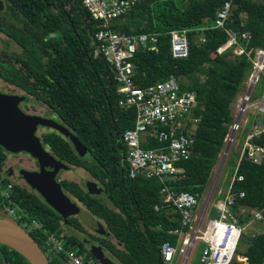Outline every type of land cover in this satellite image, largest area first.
I'll list each match as a JSON object with an SVG mask.
<instances>
[{
	"label": "trees",
	"instance_id": "obj_1",
	"mask_svg": "<svg viewBox=\"0 0 264 264\" xmlns=\"http://www.w3.org/2000/svg\"><path fill=\"white\" fill-rule=\"evenodd\" d=\"M2 1L4 9L0 15L7 18L0 19V34L6 41L14 42L21 52L0 54V79L30 95L27 98L25 94L26 99L44 107L48 120L66 127L85 147L87 153L80 157L58 131L44 128L46 131L37 135L45 150L67 170H82L99 183L98 196L85 191V181L63 180L59 184L72 201L76 200L97 222L104 224L108 237L89 234L73 216L64 223L35 192L12 184L9 208L21 216L18 224H27L29 235L49 264L65 262L63 255L48 253L42 230L63 236L66 248L78 250L81 256L86 254L85 262L92 259L84 244V239H90L115 264H164L160 247L164 242H175L176 237L169 232L179 227V216L174 207L160 199L159 183L128 177L127 149L122 135L133 127L135 110L119 107L120 96L111 68L100 55H95L93 38L98 23L79 0ZM222 5V0H140L111 27L125 34L193 31L188 34L190 49L186 59L171 58L166 37L160 38L158 51L137 50L133 59L136 65L133 81L138 87L144 89L174 77L182 91L195 93L193 114L198 123L194 127L193 154L187 161L176 164L183 173L172 176L166 183L177 193L201 195L232 122L231 104L251 70L246 57L234 59L222 49L227 40L224 30L205 31V42L196 44L198 34L194 30L202 27L205 20L212 23ZM225 29L249 32L252 40L247 50H264V3L234 0ZM262 94L264 89L260 86L254 97L260 98ZM250 128L249 124L245 135ZM251 143L264 148V134L253 138ZM157 146L156 141L149 139L145 148ZM231 153L236 167L239 152ZM7 154L0 147V172ZM236 169V176H242L243 180L232 181V170L225 189L230 186L233 193L242 192L244 196L235 201L231 212L239 211L238 207L263 209L264 155L259 164L242 159ZM0 183L5 187L11 182L0 173ZM238 220L246 225L241 216ZM247 220L249 215L245 216ZM32 222L39 229H34ZM242 237L240 244L246 246L237 251V256L246 262L235 260L232 264H264V233ZM0 264L29 263L0 245Z\"/></svg>",
	"mask_w": 264,
	"mask_h": 264
},
{
	"label": "built area",
	"instance_id": "obj_2",
	"mask_svg": "<svg viewBox=\"0 0 264 264\" xmlns=\"http://www.w3.org/2000/svg\"><path fill=\"white\" fill-rule=\"evenodd\" d=\"M79 1L91 19L99 25L93 38L95 55H100L111 68L117 94L120 96L119 107L135 110L133 127L125 130L122 135L127 149L128 177L159 183L160 199L174 207L179 216V227L169 232L176 237V241L164 242L160 247L164 264H189L191 255L199 249V245H202L200 264H232L234 260L245 263V258L236 255L245 230L238 219L240 216L249 215L252 222L264 225V208L252 210L238 207L239 211L231 212L235 201L244 194L233 193L230 186L221 193L218 191V181L234 150L239 152V157L236 167L233 166L232 169V181L235 178L238 181L243 180L242 176H236L240 160L246 159L259 164L263 159L264 148L252 144L251 141L264 134V96L262 94L260 98L254 97L258 84H264V50H247L252 40L249 32L225 29L234 0H222L223 5L213 22L205 20L202 27L194 30V33L198 34V45L205 42V31L224 30L227 40L222 49L229 51L234 59L244 56L251 63V70L243 82V94L236 101L232 122L227 127L228 132L219 153L220 161L216 174L202 202L199 200L201 195L177 193L166 184L172 176L183 173L182 169L176 168V164L187 161L193 154L194 127L198 123V118L193 114L196 107L195 93L182 91L174 77L158 81L144 89L133 81L136 70L133 59L137 50L156 52L160 38L166 37L171 58L186 59L190 49L188 34L193 31L180 29L140 34L120 33L112 29V25L140 0ZM240 26L243 27L244 24L241 23ZM249 124L250 131L245 135ZM149 139L156 141L158 146L145 148ZM11 188L10 183L6 189H0V198H8ZM216 191L219 198L211 206ZM210 206L218 213V219L207 218ZM4 211L13 216L12 209L4 207ZM20 218L21 216L17 217V220ZM32 226L39 229L35 222H32ZM42 234L45 236V246L49 254L63 255L65 264H89L84 261L78 250L65 247L63 236L49 235L44 230Z\"/></svg>",
	"mask_w": 264,
	"mask_h": 264
},
{
	"label": "water",
	"instance_id": "obj_3",
	"mask_svg": "<svg viewBox=\"0 0 264 264\" xmlns=\"http://www.w3.org/2000/svg\"><path fill=\"white\" fill-rule=\"evenodd\" d=\"M3 9L4 3L0 0V12ZM25 100L26 97L22 95L0 93V147L9 154L26 153L44 168L43 173L22 170L20 175L27 186L66 223L69 217H75L80 212V204L72 201L56 181L57 175L61 171H66L67 167L45 150L37 136V129L42 127L58 131L71 143L80 157L85 156L87 151L65 127L54 121L24 113L18 106ZM86 189L92 196L101 194V189L92 182L87 183ZM2 217L3 219H0V245L15 251L29 264H49L46 255L29 233L3 212ZM95 233L108 237L99 223L96 224ZM88 245L91 255L98 264H115L104 255L100 247L92 246L90 242Z\"/></svg>",
	"mask_w": 264,
	"mask_h": 264
},
{
	"label": "rangeland",
	"instance_id": "obj_4",
	"mask_svg": "<svg viewBox=\"0 0 264 264\" xmlns=\"http://www.w3.org/2000/svg\"><path fill=\"white\" fill-rule=\"evenodd\" d=\"M257 1L264 3V0H257ZM5 18H7L6 15L5 16H3V14L0 15V19H5ZM199 34H201V33H199ZM20 52H21V50L19 49V47L14 42H12L10 40H9V42L6 41L5 37L2 34H0V54L16 55V54H19ZM198 79H200V77H198ZM1 82L2 81H0V90H6L5 92H7V89L13 88L12 86H10V88H9L8 86H5L3 84V82L2 83ZM260 86H262L263 89H264V84L263 83H262V85H261V83H259L257 88L259 89ZM257 88H256V90H257ZM256 90H255V92H256ZM241 92H243L242 89H241ZM30 106H33L35 108L33 110V113H30V114L43 116L44 113L46 112V109L44 107H42L41 105H37L35 107L34 104H31ZM28 108L31 109L30 107H28ZM37 133H38V136H39L40 133L39 132H37ZM23 154L27 158H29L31 160H34L28 154H26V153H23ZM23 154L22 153H18V154H15V155H11V154L8 155L6 161L4 162V168L3 169L4 170L10 169V168L11 169H15V166L18 165L20 167L32 168L33 171H35V172H39V173H43L44 172V168H42L37 163V161L34 160L36 163L32 161L34 164H36V166H33L32 162L28 161V159ZM219 156H220V154L217 157V160H216V162H215V164L213 166V169L211 171L209 179H208L207 183L205 184V186L203 188V191L201 193V197L199 199L201 202L205 199V197H206V195H207V193H208V191H209V189L211 187V184L213 182V179H214V176L216 174L217 167H218V164H219V161H220ZM235 160L236 159H234V157H233V155L231 153V156L229 157L227 163L224 165L223 170H222V172L219 175V181H218L219 189H218V191L221 192V193L225 191V188H226L225 186H226V184H227V182H228V180H229V178L231 176L232 167L234 166L233 162H235ZM14 173L16 174V171H14ZM59 174H60L59 177L61 179H62V177H68L70 180H72V182H75V183H78V182L80 183L81 181L90 180V178L88 176H86L85 172L82 171V170L81 171L78 170L77 172H73V170H68V172L61 171ZM14 182H17L19 185L27 188V186L24 185V183L22 181H14ZM11 184H13V183L11 182ZM6 188H7V185H5V187L0 185V189L1 190H4ZM218 191H216L214 193V195H213V198H212V201H211V206L214 203V201H216L219 198L217 196V192ZM0 197H1V192H0ZM5 199H7V200L0 201V205H2V206H0L1 207L0 208V219H3V217H2V212H3V213L6 214L7 217L11 218L12 220H14L18 224V222H17V217H18L17 210H13V216L9 215L8 213H6L4 211V207L9 208V206H10L9 205V201L10 200H8L9 196H8V198H5ZM4 201H8V204H4ZM211 206H210V210L208 212L207 218H209V219H218L219 218L218 213ZM9 209H11V208H9ZM235 212H237V211H234V213ZM75 218L79 221V223L82 225L84 230H86L88 233L92 234L91 232H93L94 231L93 229L96 228L97 220L83 206L80 207V212L77 215H75ZM242 220L244 222H246L245 230H244L243 235H242L243 236L242 239H244L245 237H252V236H256L258 234H263L264 233V225L256 224V223L252 222L251 220L245 221V217H242ZM18 225L21 228H23L24 230L26 229L25 231L28 233V228H27V224L26 223H23V222L20 223L19 222ZM245 246H244V244L241 243L238 246L237 251H239V250L241 251V249L242 250L245 249ZM83 256L84 255H82V257ZM199 260H200V252H194L191 255L189 264H200Z\"/></svg>",
	"mask_w": 264,
	"mask_h": 264
},
{
	"label": "flooded vegetation",
	"instance_id": "obj_5",
	"mask_svg": "<svg viewBox=\"0 0 264 264\" xmlns=\"http://www.w3.org/2000/svg\"><path fill=\"white\" fill-rule=\"evenodd\" d=\"M0 81H2L3 82V84L5 85V86H8L9 88H10V86H12L13 88H10V89H7V92H5L6 90H0V93H5V94H9V95H22V96H25V94H24V92L23 91H21V90H19L17 87H15V86H13V85H10L9 83H7V82H4L2 79H0ZM1 82V83H2ZM27 95V94H26ZM26 97V96H25ZM31 96L30 95H27V98H30ZM31 104H34L35 105V107L37 106V104H35V102H33V101H31L30 99L29 100H25V101H23V102H21L20 104H19V108L24 112V113H27V114H30V113H33V110L35 109L33 106H30ZM28 107H30L31 109H29ZM31 115H35V114H31ZM36 116H39V115H36ZM39 117H42V118H45V119H48V116H47V114H46V112L44 113V115L43 116H39ZM51 118V117H50ZM61 125V124H60ZM61 126H63V125H61ZM64 127V126H63ZM66 128V127H65ZM67 129V128H66ZM68 130V129H67ZM46 130L44 129V128H42V127H40V128H38L37 129V132H39L40 133V135L43 133V132H45ZM69 131V130H68ZM70 132V131H69ZM71 133V132H70ZM72 134V133H71ZM37 135H38V133H37ZM39 135V136H40ZM73 135V134H72ZM62 136V135H61ZM75 136V135H74ZM79 140V139H78ZM23 154V153H22ZM8 155H10V154H7L6 155V158H5V160H4V162L6 161V159H7V157H8ZM11 155H15V154H11ZM24 155V154H23ZM25 156V155H24ZM26 157V156H25ZM27 158V157H26ZM28 159V161H33V162H35L34 160H31V159H29V158H27ZM4 162H3V166H2V169H1V175H2V177L3 178H5L7 181H10V182H12L13 184H17V185H19L17 182H14V181H22L23 183H24V185H26L27 186V184L25 183V181L20 177L21 175H20V170L22 171V170H26V171H31V172H35V171H33V169L32 168H29V167H20V166H18V165H16L15 166V169H6V170H4L3 168H4ZM32 162V165L33 166H36V164H34ZM36 163V162H35ZM30 169V170H29ZM14 171H16V174L14 173ZM59 175L60 174H58L57 175V177H56V181L58 182V183H60L61 181H63L60 177H59ZM86 176H88L89 178H90V180H86L85 181V191L87 190L86 189V185H87V183L88 182H92V183H94V184H96V186H100L99 185V183L98 182H96L95 180H93L89 175H86ZM21 186V185H20ZM27 190H28V192H34L33 190H31L28 186H27V188H26ZM36 194V193H35ZM74 202H76V203H78L76 200H73ZM79 204V203H78ZM79 207H81V205H79ZM75 218V217H74ZM97 223H99V224H101L102 226H103V228H105V226H104V224L102 223V222H97ZM94 231L93 232H91L94 236H98V237H103V236H99V235H97L96 233H95V231H96V228H94L93 229ZM90 234V233H89ZM91 234V235H92ZM88 242H90L91 243V245L92 246H96V247H98V244H97V242L96 241H93V240H90V239H84V244H85V246H86V250H87V252H89V254H91L90 253V247H89V245H88ZM102 249V248H101ZM102 251H103V253H104V255L107 257V258H109L108 256H107V254L105 253V251L102 249ZM84 256H86V254L84 255ZM92 256V255H91ZM88 262L90 263V264H97V262L94 260V258H93V256H92V259H90V260H88Z\"/></svg>",
	"mask_w": 264,
	"mask_h": 264
},
{
	"label": "crops",
	"instance_id": "obj_6",
	"mask_svg": "<svg viewBox=\"0 0 264 264\" xmlns=\"http://www.w3.org/2000/svg\"><path fill=\"white\" fill-rule=\"evenodd\" d=\"M196 43H197V41H196ZM242 91H244L243 87H242ZM241 94H243V92L240 91V92L237 94V96H236L234 102L231 104L230 109H231V116H232V117H233V115H234V106H235V104H236L237 99L240 97ZM65 172H68V170H66ZM62 180L72 181V180H70L68 177H62ZM155 182H156V181H155ZM78 183H79V182H78ZM261 225H262V224H261ZM104 229H105V228H104ZM175 241H176V240H175ZM201 248H202V245H199V249H198L197 251H195V252H200V251H201ZM240 258H241V257H240Z\"/></svg>",
	"mask_w": 264,
	"mask_h": 264
},
{
	"label": "clouds",
	"instance_id": "obj_7",
	"mask_svg": "<svg viewBox=\"0 0 264 264\" xmlns=\"http://www.w3.org/2000/svg\"><path fill=\"white\" fill-rule=\"evenodd\" d=\"M242 87H243V85H242ZM244 227H245V225H244ZM242 235H243V234H242ZM239 244H240V243H239ZM236 252H237V250H236ZM236 255H237V253H236ZM237 257H238V256H237ZM234 261H235V260H234ZM234 261H233V262H234ZM87 262H88V261H87Z\"/></svg>",
	"mask_w": 264,
	"mask_h": 264
}]
</instances>
